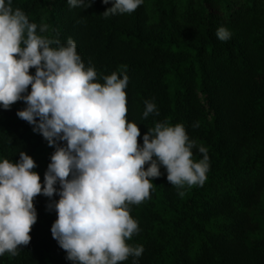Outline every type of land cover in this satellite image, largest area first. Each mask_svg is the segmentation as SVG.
Masks as SVG:
<instances>
[{
	"label": "trees",
	"instance_id": "1",
	"mask_svg": "<svg viewBox=\"0 0 264 264\" xmlns=\"http://www.w3.org/2000/svg\"><path fill=\"white\" fill-rule=\"evenodd\" d=\"M111 6L13 0L30 22L48 25L44 35L61 43L70 37L96 70L95 82L113 71L127 75L126 118L137 124L139 145L148 128L167 120L185 126L194 161L200 146L207 149L203 185L172 186L161 166L149 198L129 206L138 232L126 243L143 252L119 264H264V0H143L130 14L104 17ZM221 26L231 33L227 41L215 35ZM145 100L158 116L142 117ZM24 107L0 109V158L15 163L24 151L43 184L54 148L16 116ZM56 200L34 198L30 242L0 264H72L50 232L56 213L46 206Z\"/></svg>",
	"mask_w": 264,
	"mask_h": 264
},
{
	"label": "clouds",
	"instance_id": "2",
	"mask_svg": "<svg viewBox=\"0 0 264 264\" xmlns=\"http://www.w3.org/2000/svg\"><path fill=\"white\" fill-rule=\"evenodd\" d=\"M101 2L112 4L104 17L130 14L143 4ZM91 3L67 0L69 7L83 9ZM47 30V24L38 27L20 7L14 8L13 0H0V109L22 101L25 107L16 116L54 148L43 184L33 171V158L24 151L15 163L0 158V256H15L18 246L28 245L37 221L34 198L42 195L51 201L55 194L58 200L46 208L56 213L50 232L66 260L119 264L139 257L143 247L126 243L138 232L129 206L149 198L161 166L172 186L203 185L209 169L207 149L200 146L202 158L194 161V141L185 126L167 120L148 128L139 145L137 124L126 118L127 75L113 71L101 77L102 84L95 82L96 70L85 66L75 42L69 37L61 43L44 35ZM215 35L220 41L231 37L223 26ZM30 68L34 74H29ZM150 114L159 112L145 100L142 117Z\"/></svg>",
	"mask_w": 264,
	"mask_h": 264
},
{
	"label": "rangeland",
	"instance_id": "3",
	"mask_svg": "<svg viewBox=\"0 0 264 264\" xmlns=\"http://www.w3.org/2000/svg\"><path fill=\"white\" fill-rule=\"evenodd\" d=\"M261 224H263V225H264V223H261Z\"/></svg>",
	"mask_w": 264,
	"mask_h": 264
}]
</instances>
